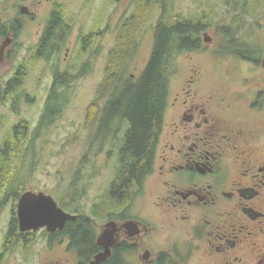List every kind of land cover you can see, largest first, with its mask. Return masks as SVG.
Wrapping results in <instances>:
<instances>
[{"label":"rangeland","instance_id":"rangeland-1","mask_svg":"<svg viewBox=\"0 0 264 264\" xmlns=\"http://www.w3.org/2000/svg\"><path fill=\"white\" fill-rule=\"evenodd\" d=\"M107 2L7 0L0 4L3 20L9 24L12 18L19 17L21 7L36 6L34 10L44 25L50 12L61 10L69 27L65 31L66 42L46 63L33 56L42 27L25 22L23 32L14 38L11 58L0 66V150L7 142L11 144L13 141L17 142L15 147H19L14 152L15 171L7 179L15 192L8 195L0 211V264H49L55 257V251L47 247L46 236L41 230L29 235L24 242L21 237L17 239L18 227L14 232L16 239L5 251L11 221L17 217V204L25 192L43 193L52 197L65 213L89 217L96 233L109 222V215L122 211L108 198L107 192L117 171L116 156L108 157L112 151L109 144L100 149V144L96 143L88 151L96 128H90L86 118L89 111L96 110L95 103L103 106L102 100L106 97L98 101L99 88L103 86L105 68L112 57L127 62L125 79L135 81L142 74L153 48V28L163 14V2L171 23L188 18L201 21L206 26V36L211 39L210 43H203V51L195 53L192 60L181 57L176 63L178 75L171 78L170 86L186 78V67L191 63L212 61L213 56L222 54L233 55L239 49H247L248 53L259 58L264 55V49L258 45L259 41H264V0ZM203 35H200L201 39ZM228 39L233 40L231 44L222 43ZM242 39L248 42L244 43ZM18 71L20 86L12 93L6 92L7 83L17 77ZM65 74L69 79L67 87H58L54 91L55 100L61 103L60 113L51 125L41 128L40 120L52 95L55 76ZM241 75L242 72H237L235 76ZM21 123L26 125L23 143L20 136L13 137L14 129ZM124 129L125 123H122L118 138ZM142 210L144 217L152 218L148 203ZM67 259L69 264L73 259L76 261L72 254ZM195 262L193 259L187 264Z\"/></svg>","mask_w":264,"mask_h":264},{"label":"flooded vegetation","instance_id":"flooded-vegetation-1","mask_svg":"<svg viewBox=\"0 0 264 264\" xmlns=\"http://www.w3.org/2000/svg\"><path fill=\"white\" fill-rule=\"evenodd\" d=\"M35 8L29 7L26 13L19 12V17L10 20L7 26L13 31L8 30L0 38V66L11 58L14 38L23 32L27 21L42 27L33 53L40 56V41L51 15L62 13L50 12L44 25ZM156 26L157 21L153 45ZM179 26L185 28V36L177 37V41L188 50L173 60L172 79L178 75L176 63L181 57L192 60L195 53L203 51V43L211 42L201 21L188 18L172 23V28ZM59 37L66 42L65 32ZM258 43L264 49L263 39ZM45 54L48 56V52ZM263 58L247 49L213 56L212 61L188 65L186 78L170 86L151 173L127 199H111L122 211L108 216V221L115 223L114 244L103 264H187L193 259L195 264H264ZM237 72L242 75L236 77ZM146 203L153 219L142 215ZM16 222L18 227L17 217ZM127 223H133L132 227L123 226ZM103 226L96 233L98 250L85 262L71 248L65 227L55 232L41 229L47 247L55 251L49 264H69L71 254L76 261L70 264H90L103 252L97 245ZM15 231L9 227L5 251L16 239ZM18 232L17 239L21 237L25 242L38 231Z\"/></svg>","mask_w":264,"mask_h":264},{"label":"trees","instance_id":"trees-1","mask_svg":"<svg viewBox=\"0 0 264 264\" xmlns=\"http://www.w3.org/2000/svg\"><path fill=\"white\" fill-rule=\"evenodd\" d=\"M6 1L0 0V4ZM161 6L163 14L157 21L151 56L140 77L135 81L125 79V63L127 62L125 59L118 61L112 57L105 68L103 86L99 88L98 101H101L103 96L106 97L102 100L103 106L99 107L97 102L94 104L96 110L93 109L87 114V125L90 128H96L88 151L90 152L96 143L100 144V149L109 144L112 151L108 153V157L116 156L117 171L107 191L110 199H127L128 195L132 194L151 173L167 107L173 60L179 53L188 50L184 44L177 41V37L185 36V28L181 26L172 28V23L166 17L164 2ZM62 16L59 13L51 15L49 27L40 41L39 51L42 55L40 54L36 59H43L48 63L61 49L63 38L59 35L69 30ZM3 19L0 13V38L7 32L13 31L9 30L7 26L9 23ZM20 81L19 72L6 92H14V89L20 86ZM67 83H69L67 74L55 76L52 95L48 99L40 120L41 128L51 125L55 117L59 115L61 103L55 100L57 97L54 91L58 87H67ZM122 123H125V129L121 138H118ZM25 130L26 125L18 124V127L14 129L13 137L17 138L18 135L21 138L20 142H25ZM16 143L15 141L11 144L7 142L0 150V191L2 193L0 211L4 208L8 195L15 192L7 179L10 173L15 171L14 152L19 150V147H15ZM17 194L19 196V192ZM77 216L76 220L67 223L63 231L69 236L73 251L79 255L81 262H85L98 250L95 245L96 232L89 217ZM16 224V219H12L10 228L14 230Z\"/></svg>","mask_w":264,"mask_h":264},{"label":"water","instance_id":"water-1","mask_svg":"<svg viewBox=\"0 0 264 264\" xmlns=\"http://www.w3.org/2000/svg\"><path fill=\"white\" fill-rule=\"evenodd\" d=\"M21 13H26L27 8L21 7ZM9 41L3 44V48ZM3 51V50H2ZM1 51V52H2ZM264 69V58L262 60ZM18 229L21 233L37 232L46 229L47 232L63 230L68 221L76 220L77 216L65 213L60 209L52 197L43 193L25 192L19 198L17 204ZM133 223L124 224V227H132ZM115 223L109 222L103 226V231L97 239V245L103 248V252L97 254L90 264H103L110 256L113 246V235Z\"/></svg>","mask_w":264,"mask_h":264}]
</instances>
